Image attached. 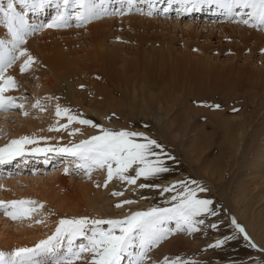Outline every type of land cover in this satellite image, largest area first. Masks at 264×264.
<instances>
[{"label":"rangeland","instance_id":"1","mask_svg":"<svg viewBox=\"0 0 264 264\" xmlns=\"http://www.w3.org/2000/svg\"><path fill=\"white\" fill-rule=\"evenodd\" d=\"M0 4L6 6L7 0H0ZM150 4L152 8L148 7ZM107 7L109 11L123 8L125 14L104 16L80 27H77L73 21L72 26L68 28L37 31L28 37L24 47L30 54L35 53L41 58L49 57L51 50L62 49L73 63L84 61L88 65L90 56L87 54L93 50L91 35L103 31L101 39L105 41L106 47L126 60L128 66L142 65L144 62L149 65L146 71L149 79L129 80L136 83L135 88L142 91L144 100H149L146 106L147 121L145 120L143 128L134 129L130 124L145 119L141 114H131L126 106L122 110L110 111L100 101L96 102L91 110L98 115H104L106 122L110 121L116 127L114 129L102 124L101 119L90 111L88 104H85L88 101L93 102L92 91L102 85L96 77L91 76L93 80L86 77L87 71L84 65L79 70L83 72V76L77 75V80H73L75 83L71 81L68 84L74 86L70 91L62 78L53 80L52 74L48 73L47 65L42 66L44 68V72H41L44 74L42 76L37 75L41 66L37 62L33 63L30 70L21 74L20 65L25 58L22 57L17 61L8 69L6 75L13 76L18 87L7 92L6 95L15 97V102L22 104L23 108L0 111V148L22 137H29L35 143L24 145V154H26L24 157L28 158L24 164L18 165L22 159L21 155H17L20 156L19 161L14 159L15 161L11 160L12 163L9 161L0 164V181H3L0 182V201L30 200L31 196L43 195L46 192H49L50 198L53 199L48 202L50 206L46 212L39 209L33 212L30 218L12 220L0 210V219H2L0 248L20 244L21 247H34L39 241L53 235L60 219L84 217L89 220L123 219L135 212H146L154 207L170 208L178 202L172 200V197L183 191L178 182L194 180L207 189L203 193L197 192V198L209 199L213 202V195L217 206L223 208L230 229H220L217 224V228L213 229L208 222L212 216L199 217L205 220V224L199 226V231L192 233L173 231L148 251L149 259L146 264H164L165 260L169 264L173 261L176 264H264V185L258 188L253 197L244 196L241 200L244 202L243 205L252 206V214L258 216L252 226L245 227L239 218L242 210L232 211V214L229 211L232 208L238 210L241 208L237 196L229 192H233V187L245 186L247 182L257 177V173L230 171L229 156L219 152L214 153L206 162L199 159V150L194 146L198 117L206 115L202 112L194 114L197 107L205 109L213 117L220 116L227 107H246L252 110V130L257 131L264 126V29L237 22L247 19V16L227 18L222 14L223 10L214 3L200 5L198 13H195L196 10L183 12V5L180 3H173L169 11L165 12L164 9L169 8L168 0L160 2L135 0L130 12L127 11V5L122 6L118 0H108ZM205 7L208 11L204 10ZM18 9L21 8L17 2ZM150 10H152L151 16L147 14ZM70 11L74 9L70 8ZM50 13H47L41 22L32 19L33 16L37 18V13H29V23L33 25L47 23L55 15L54 7L50 9ZM104 23L105 26L90 30L91 27ZM9 39V33L0 18V40ZM117 70L130 74L132 68ZM67 72L70 71H65V75ZM72 74L74 73H69ZM123 92H125L123 96L128 97L125 90H121L120 94L122 95ZM98 93H101V89ZM70 95L77 98L71 99ZM134 100L138 101L137 98ZM37 101L40 102V106L33 107ZM217 104L220 105L219 108L208 106ZM58 105L61 109H69V115L89 119L100 127L83 125L75 121L69 124L67 116L56 115ZM25 112L27 115L24 114ZM207 119L208 116H205L202 122ZM101 127L113 131L142 132L145 136L156 140L162 149L153 150L160 154L169 171L147 179L141 177L136 184L113 179L105 187L106 170H94L89 177L84 170L77 167L78 164L65 162V159L70 158L79 162L78 158L68 153L33 151V149L72 147L94 135H99ZM75 129L79 131L76 132ZM137 140L143 142L142 138ZM214 170L215 172L211 174ZM37 174L41 179L49 178L54 174L59 175L54 182L38 188L37 184L29 183V177ZM130 174L135 175L134 171H130ZM23 180L25 182H22ZM165 181H169L166 187L177 185L176 189L163 191L161 182ZM5 182L10 186L4 185ZM140 184L148 186L141 188ZM196 186L189 184L192 188ZM114 192H122L123 195L115 196ZM84 194L89 196L96 211L88 207ZM32 198L39 201L37 197ZM126 200L133 203H123ZM117 204L123 206L116 207ZM211 207H214V204ZM233 218L245 229L256 247L250 246L244 234L236 229L232 223ZM29 219L42 220L43 223L36 222L37 225L27 229L17 226ZM3 221L6 227L2 226ZM100 227L106 230L110 226ZM165 227L174 230L175 221H168ZM23 232L27 235L25 236ZM117 234H119L118 229ZM226 237L229 239L222 246L209 247L217 240ZM64 243L67 245L66 239ZM74 243H86V241L77 238ZM132 251L138 252L139 248L134 247ZM76 264H85V262L77 261ZM122 264H129V258L125 257Z\"/></svg>","mask_w":264,"mask_h":264},{"label":"snow or ice","instance_id":"2","mask_svg":"<svg viewBox=\"0 0 264 264\" xmlns=\"http://www.w3.org/2000/svg\"><path fill=\"white\" fill-rule=\"evenodd\" d=\"M17 2L22 10H17ZM118 2L122 6L126 4L129 12L135 4V0H118ZM173 3L182 4L185 12L199 10L200 5L203 4L214 3L223 10L222 14L227 18L247 16V19L237 22L264 29V0H168L169 8L164 11H169ZM107 4L108 0H7L6 6L0 4V18L10 36L8 41L0 40V111L23 108L22 104L15 102V97L6 95L7 92L18 87L15 78L6 73L22 57L25 59L20 65L21 74L32 67L35 62L34 57L24 47L28 37L44 29L71 27L73 21L77 27H80L104 16L125 14L123 8L109 11ZM47 7L55 8V15L49 22L36 25L29 23V13H39ZM70 8L74 11H70ZM150 8H152L151 4ZM237 9L240 11H236ZM147 14L151 16L152 10ZM39 106V101L33 105V107ZM208 106L220 107L218 104ZM69 112V109H61L59 105L57 106L56 115L67 116L69 124L75 121L83 125L100 127L89 119L69 115ZM24 114L27 115L26 112ZM61 127L66 128L67 125H61ZM75 131L78 132L79 129ZM137 138H142L143 142H138ZM29 143H35V141L29 137H22L0 148V164L8 163L17 155H23L24 145ZM154 148L162 149V146L142 132L113 131L101 127L99 135H94L72 147L33 149V151L68 153L78 158L80 163L77 167L84 170L89 177L94 170H106L104 186L107 187L113 179L136 184L141 177L147 179L169 171L161 160L160 154L153 150ZM150 157H155V159H150ZM65 171L67 172V169ZM130 171H134L135 175H131ZM189 184L197 186L192 188ZM178 185L183 191L172 197V200L178 202L170 208L154 207L146 212H135L123 219L89 220L87 217L60 219L53 235L39 241L34 247H19L10 253L0 251V264H76L77 261H83L85 264H122L125 257L129 258V264H146L149 259L148 251L166 239L173 231L189 233L199 231V226L205 224V220L199 217L217 214L211 207L213 204L211 200L197 198V192L207 190L203 186L194 180L178 182ZM147 186L139 185L141 188ZM176 187L177 185H172L164 188L163 191H173ZM113 195L121 196L123 193L114 192ZM123 203H133V201L126 200ZM26 205H37V202L32 200L0 201V210L12 220H18L30 218L38 208H43L42 204L36 207H25ZM122 206V204L116 205V207ZM9 209L12 210L9 211ZM168 221H175L174 230L165 227ZM36 222L43 223L42 220ZM232 223L239 232L244 234L250 246L256 247L245 229L234 218ZM101 225L110 227L105 230L100 227ZM209 226L213 229L217 228L216 224ZM117 229L119 234H117ZM77 238H83L86 243L75 244ZM65 239L67 240L66 246ZM228 239L229 237L217 240L209 247H220ZM134 247L139 248V251L133 252ZM164 264H169V262L165 260ZM172 264L176 262L173 261Z\"/></svg>","mask_w":264,"mask_h":264},{"label":"bare ground","instance_id":"3","mask_svg":"<svg viewBox=\"0 0 264 264\" xmlns=\"http://www.w3.org/2000/svg\"><path fill=\"white\" fill-rule=\"evenodd\" d=\"M160 1L161 0H157V2H160ZM149 6L150 5H148V7ZM52 8L53 7H47L42 11V14L40 12H39L40 14L37 13L36 14L37 18L33 16L32 18L33 21L41 22L42 18H45L47 13L51 14L50 9ZM207 9H208L207 7L204 8L205 11H208ZM198 11H200V8L199 10H196L195 13H198ZM214 12H216V9L214 10ZM186 13H189V12H186ZM131 20L134 21V19H131ZM105 25H106L105 23L101 25L97 24L94 27H91L90 30H93L94 28L98 26L103 27ZM185 26L188 27L189 25L188 26L185 25ZM102 33L103 31H100V32L92 33L91 35V42H92L91 46L93 50H91L89 54H87L90 56L89 57L90 62L88 65H86L84 61L83 63H73L72 60L67 58V56L64 54L62 49L51 50L50 51L51 55L46 58L45 57L41 58V57H38L37 54L31 53L32 57H34L35 62H37L39 66L41 65L38 68L37 75H41V76L44 75V74H41V72H44V68L42 66L47 65L48 70H49L48 73L52 74L51 77H53V80H58V78L60 80V78H62L61 80H63L68 85L70 84L71 81L77 80L76 78L77 75L83 76V72L79 70H81L80 67L84 65L83 67L86 68V71H87L86 77L93 80L91 76H94L96 77V79L100 80L99 83L102 85V86L95 87V90L92 91L91 97H92L93 102L90 103V101H88L87 103H85V104H88L87 106H89L90 111L93 114H95L96 117L101 119L100 121L102 122V124H105L107 126L109 125L115 129L116 125L114 123L110 121L106 122L104 115H98V113H96L94 110H91V108H94L95 103L100 102V101H102L110 111L114 109L122 110L124 106H126L131 114L139 113L142 115L143 118H145L139 121H135V122L133 121V123L130 124L132 125V128L134 129H141L144 127L145 122L147 121L146 120V117H147V111H146L147 107L146 106L149 100H144L142 91L137 90L135 88L136 83L129 81V80H134V79L146 80V78H148L146 71L149 69V65L147 62H144L142 65L135 64V65L128 66V62L126 60L121 59L120 57L117 56L115 52H113V50L108 49L106 47L105 41L101 39ZM128 67L132 68V71L130 74H127L126 72H123V71L119 72L117 70V69L123 70ZM73 70H76L78 72L76 73ZM65 71H70V72H73L74 74L69 75L70 72H67L65 75ZM50 80L52 82V79ZM73 87L74 86H69L70 91L73 89ZM100 89H101V93H98ZM121 90H125L128 94V97L123 96L125 92H123L121 95L120 94ZM76 98L77 97L73 95L71 96V99H76ZM135 98H137L138 101H135L134 100ZM199 112L206 113V115H201L198 117L199 121L197 122L195 126L196 135L194 139V146L195 148L197 147L199 150V159L205 160L207 162L209 161L210 158H212L214 153L219 152L221 154L229 156L230 162L228 165V169L230 171H236V173H242L245 171H251V172L257 173V177L247 182L245 186H242L240 188L233 187L234 188L233 192H229L237 196L238 204L241 207L239 210L232 208L231 210H229L230 213L232 214V211L235 212V210H237L238 212L242 210V215L239 218H241L245 227H250L256 221L258 216L252 214V210H251L252 206L243 205L244 202L243 201L241 202V200L243 199L244 196L249 197L250 195L251 197H253L257 193L258 188L264 185V126L261 127L257 131L252 130V126H251L252 121H253L252 110L246 107H240V108L239 107H236V108L227 107L226 109H224V112L218 117H213L209 115L205 109H199L197 107V109H195L194 114H197ZM205 116H208V119L205 122H202V119ZM88 129H89V126H88ZM205 153H207L206 156L202 158V156ZM24 155L26 154L21 155L22 157L21 161H19L20 158H18L20 156H15V158L10 159V163L13 162V161L11 162V160L16 159L19 161L18 165H21V163L24 164V161L28 160V158L24 157ZM68 161H71L73 164H76V165L79 164L80 162V161L77 162L75 159H72V158L65 159V162H68ZM199 170H201V168H199ZM214 172L215 170L212 171L211 174H213ZM54 175L55 177H53ZM54 175L46 179L45 178L41 179L40 178L41 176L39 177L38 174L34 176L35 178L31 175L29 177L30 182L29 181L28 182L30 183V185L37 184L38 188H40L46 183L50 184L54 182L56 176H58L59 174H54ZM22 182H25V181L23 180ZM1 183H3V181ZM11 183H14V182H11ZM161 183H162L161 184L162 188H165L166 185L169 184V181L168 182L165 181ZM6 184L7 183L5 182L4 185ZM7 185L10 186L9 184ZM32 197H37L39 201ZM84 198L88 204V207L91 208L92 211H96L92 207V201L89 200V196L84 194ZM52 199H53L52 197L50 198L49 192H46L43 195H40V194L33 195L30 198V200L36 201L37 205L42 204L43 208H38V210L40 209V211H44V212L48 210L50 206L48 205V202H51ZM212 200L214 204V207L212 208L216 211L217 214L215 215L216 217L212 216L211 218H209L207 216L209 218V221L208 220L207 221L210 224H217L220 229L229 230L230 226L228 225V219L223 214V208H219L217 206L216 199L213 197V195H212ZM44 201H47V202H44ZM1 220L2 219H0V221ZM31 220L32 219H29V221L23 224H18L17 226L23 229H27V228H32L35 225H37L36 221H31ZM4 221L2 222L3 224L2 226L6 227L7 226L5 223L6 221L5 222ZM217 221L219 222V224ZM14 226H15L14 228H16V225ZM25 232L23 233L26 236L27 233ZM15 246L6 245L5 247H1L0 251H3L5 253H10L14 249L18 248L19 246L21 247V244L16 247ZM65 246H66V243H65Z\"/></svg>","mask_w":264,"mask_h":264}]
</instances>
